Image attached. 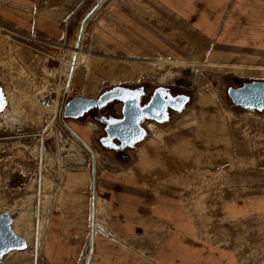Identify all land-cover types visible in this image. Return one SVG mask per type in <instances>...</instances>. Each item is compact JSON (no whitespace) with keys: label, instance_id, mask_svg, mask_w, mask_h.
<instances>
[{"label":"crops","instance_id":"1","mask_svg":"<svg viewBox=\"0 0 264 264\" xmlns=\"http://www.w3.org/2000/svg\"><path fill=\"white\" fill-rule=\"evenodd\" d=\"M98 1L0 0L4 98L5 88L33 87L42 54L60 70L61 55ZM81 40L86 56L73 68L71 96L95 98L115 85L155 83L162 60L221 68L216 72L226 74L227 85L264 80V0H103ZM21 73L25 80L15 78ZM226 87L218 95L198 93L159 126L147 123L156 133L149 130L127 159L101 166L94 154L95 168L91 158L90 167L67 170L38 252L41 264H80L88 243L83 264H264V110L234 108ZM17 96L8 117L23 132L40 131L44 111L45 121L52 112L34 108L41 93L36 100ZM91 123L85 120L83 128L91 131ZM67 125L98 152L83 125ZM94 194L104 198L95 213H104L111 237L96 233L89 242ZM15 222L11 230L26 245L4 253L0 264H38L20 234L28 230L18 226L16 233Z\"/></svg>","mask_w":264,"mask_h":264},{"label":"rangeland","instance_id":"2","mask_svg":"<svg viewBox=\"0 0 264 264\" xmlns=\"http://www.w3.org/2000/svg\"><path fill=\"white\" fill-rule=\"evenodd\" d=\"M75 43L76 41L68 46V51L60 58L61 66L59 71L52 70L53 73H51L52 71L50 72V70L42 66L41 59L38 73L32 79L33 87L27 90L4 89L6 105L3 114L0 115V214L3 211H8L9 215L14 219L13 222L17 220V223L15 222L13 226L16 233L20 232L19 227L23 228L22 230H28L29 234H24L22 231L20 234L27 237L33 246L32 249L35 250L36 245H38L39 254L41 244L45 238L47 223L52 213L55 195L63 174L71 168L90 167L91 165L92 156L89 150L70 134L60 119L64 85L67 81L65 67L75 62V54L72 58L70 54V50ZM76 52L78 53L79 62L82 63L86 56V51L79 48ZM158 65L159 70L155 75L156 79H154L157 82L151 83L144 80L138 82L145 85L149 92L153 87L163 85L171 87L173 94H189L192 99L198 93L211 92L218 95L219 92H222V87L227 86L224 82L226 74L221 72V70L216 72L217 69L221 68L208 66L205 62L195 59L182 60L175 63L162 60ZM8 69L9 75H12L11 67H8ZM57 73L62 75L57 77ZM21 74L22 77L15 78H23L25 80L26 74ZM55 77L59 80L55 79ZM38 92L41 93L43 101L36 100L35 95ZM18 93H21V95L26 93L33 100H36L37 104L34 107L36 109L40 107L45 110L47 108L46 105H49L50 102H57L58 106L54 117L53 112H49L45 121L44 111L43 128L40 131L34 133L23 132L15 125V121L8 117ZM69 96H71L70 92ZM111 111L120 113L121 105L117 103L115 106L106 107L101 113L108 115ZM249 112L252 114V111ZM98 116L99 114L95 111H90L81 119H64V121L66 124L69 123L74 129L83 125L85 120L91 121L93 123V125H90L91 131L83 128L84 125L80 127L88 131L92 143L98 145L96 139L103 133V129L95 119ZM52 117L54 121L50 123ZM149 127H153V125L149 124ZM149 130L154 134L156 133V131L147 127V133L150 132ZM97 149L98 152L95 151L94 154L101 166L108 165L110 159L118 160L113 152L111 157L107 158L108 153L106 152L109 150L103 149L99 145ZM98 202L99 209L102 210L105 204L100 199H98ZM101 213L103 214L102 218H99ZM101 213L96 214L95 217L100 226V220L103 222L105 220L104 213L102 211ZM88 249L89 243L81 253L80 264H83L84 260L87 259ZM39 254L38 264H41Z\"/></svg>","mask_w":264,"mask_h":264},{"label":"water","instance_id":"3","mask_svg":"<svg viewBox=\"0 0 264 264\" xmlns=\"http://www.w3.org/2000/svg\"><path fill=\"white\" fill-rule=\"evenodd\" d=\"M102 2L103 0H99L82 20L75 52L80 48L84 24ZM76 56L77 52L74 59ZM73 68L70 70L63 93L60 119L70 134L89 150L93 168H95L93 150L69 128L64 119H80L90 111L102 112L106 107H112L119 103L121 105L120 115L101 113L97 118L104 125V135L98 138L97 143L101 148L113 152L118 159L125 160L128 158V150L133 149L137 143L146 137L147 130L144 125L146 121H152L156 124L165 123L173 114L182 112L191 100L189 94H173L167 86L158 85L149 92L146 86L142 84L134 87L115 85L103 90L95 98L79 95L69 96V84ZM225 94L234 108L257 112L264 110V80L240 81L235 84L231 83L230 80L225 89ZM4 105L5 98L0 84V110L3 109ZM92 217L94 220L95 194ZM12 223V217L7 211H4L0 215V258L9 250L22 249L26 245L24 238L12 232ZM92 234L93 232H91V236Z\"/></svg>","mask_w":264,"mask_h":264},{"label":"built area","instance_id":"4","mask_svg":"<svg viewBox=\"0 0 264 264\" xmlns=\"http://www.w3.org/2000/svg\"><path fill=\"white\" fill-rule=\"evenodd\" d=\"M30 38H31V37H30ZM55 45H60V44H55ZM60 46L63 47V44H61ZM64 47H67V46H64ZM64 54H65V52H64ZM64 54H63L61 57H63ZM61 57H60V58H61ZM52 60H53V57H52L51 55H45V54H42V64H43L42 66H43V67H46V69L50 70V72L52 71V66L50 65V63H51ZM67 78H68V77H67ZM65 87H66V86H65ZM64 90H65V88H64ZM119 109H120V107H119ZM96 199H100V200L103 201V203H104V198H103V197H101V196H100V197H97V196L95 195V205H96V203H97ZM95 217H96V213H95ZM95 217H94L93 223H92V221H91V224H93V229H92L91 232H93V234L99 233V234H102V235H105V236L111 237L110 233L106 231V228H105V224H104V222H103L102 220H100V219H99V220H100V222L102 223V226H104V228H101L100 226H98L99 231L96 232V230H95V223H94V222H95ZM99 218H102V217L99 216ZM87 237H88V239H89V238L91 239V234L88 235Z\"/></svg>","mask_w":264,"mask_h":264},{"label":"bare ground","instance_id":"5","mask_svg":"<svg viewBox=\"0 0 264 264\" xmlns=\"http://www.w3.org/2000/svg\"><path fill=\"white\" fill-rule=\"evenodd\" d=\"M84 32V31H83ZM75 46H76V43L74 44V46H73V48L70 50V54H71V58H72V56L76 53L75 52ZM80 64V62H79V58H78V53H77V56H76V58H75V62H73L72 63V65H67L66 67H65V72H67V75H66V78L68 77V75H69V73H70V70H71V68H73V67H76L77 65H79ZM66 83H67V81H66ZM64 86H66V84L64 85ZM45 102V101H44ZM52 112H54V114L56 113V111H57V102H53V103H49V105H46ZM54 120H53V118H52V120H51V122L50 123H52ZM152 122V121H151ZM154 123V122H153ZM156 124V123H155ZM97 201V203H99L98 202V199L96 200ZM99 210V206H97V210L96 211H98ZM95 223V222H94ZM95 230H96V232H98L99 231V229L97 228L96 229V224H95ZM90 240V239H89ZM91 241V240H90ZM35 254L36 255H38V245H36V247H35ZM37 259V256H36V258H35V260Z\"/></svg>","mask_w":264,"mask_h":264},{"label":"flooded vegetation","instance_id":"6","mask_svg":"<svg viewBox=\"0 0 264 264\" xmlns=\"http://www.w3.org/2000/svg\"><path fill=\"white\" fill-rule=\"evenodd\" d=\"M170 88V91H171V87H169ZM96 113H98L99 114V112L98 111H95ZM101 113V112H100ZM153 123V122H151V121H146L144 124H145V128L147 129V123ZM100 125H101V127H102V129L104 128V125H103V123H100ZM104 135V131H103V133H102V135L101 136H103ZM101 136H99L98 138H100ZM97 138V139H98Z\"/></svg>","mask_w":264,"mask_h":264}]
</instances>
